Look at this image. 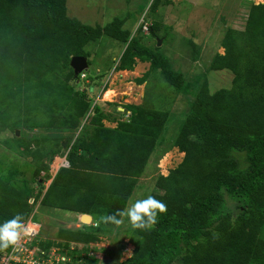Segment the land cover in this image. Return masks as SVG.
<instances>
[{"label":"trees","instance_id":"1","mask_svg":"<svg viewBox=\"0 0 264 264\" xmlns=\"http://www.w3.org/2000/svg\"><path fill=\"white\" fill-rule=\"evenodd\" d=\"M122 26L119 19L105 27L82 24L68 16L67 0H0V135L12 134L0 145L35 160L36 176L48 169L49 152L56 149V157L67 141L25 132L80 127L91 101L67 81L68 74L79 79L71 60L88 59L86 46L104 35L127 43ZM222 46L225 54L215 56L211 70H231L232 86L211 93L206 81L192 95L179 130L185 158L170 175L158 177L150 194L166 211L154 225L134 229L133 254L120 264H264V4L251 7L244 31L228 29ZM136 60L149 62L175 90H188L163 56L135 40L118 71H132ZM126 109L129 120L113 129L96 111L92 132L83 127L67 145L70 167L58 170L40 206L98 220L125 209L168 122L161 110ZM19 174L0 170V222L15 214L26 221L34 213L31 189ZM228 201L236 203L237 215ZM58 236L80 244L98 240L80 231ZM8 249H0V256Z\"/></svg>","mask_w":264,"mask_h":264},{"label":"rangeland","instance_id":"2","mask_svg":"<svg viewBox=\"0 0 264 264\" xmlns=\"http://www.w3.org/2000/svg\"><path fill=\"white\" fill-rule=\"evenodd\" d=\"M151 2L67 0L68 16L82 24L105 27L116 19L123 20L122 30L129 34V40L125 43L104 35L97 42L90 43L86 46L90 55V58H86L87 71L81 72L77 80L69 74L66 77L77 95H87L91 101L92 112L83 118L77 130L64 132L36 129L25 132L30 138L48 137L67 141L56 157H53L54 148L45 157L44 165L48 169H43L36 176L35 160L17 156L0 145V170L3 168L6 172L8 169L20 172L18 180L25 181L31 189L35 221L47 233H42L35 246L43 249L40 243L47 244V264H92V259L97 261L96 264H120L129 259L134 250L130 243L134 229L127 223L126 217L122 218L125 220L123 224L108 226L93 216L90 223H85L81 221V215L40 206L58 170L70 167L67 161L70 149L67 145L72 146L83 127V132H92L94 126L90 123L97 110L103 111L100 113L103 125L112 129L118 122L129 120L130 112L126 109L128 105L166 112V128L157 138L155 149L125 208L136 199L155 192L158 177L170 175L185 158L184 148L180 146L179 130L194 92L206 81L211 93L232 86L234 75L231 70H211L215 56L225 54L222 42L226 31H244L251 7L264 4V0ZM144 14L145 20L151 25L148 32L139 26ZM132 40L163 56L174 72L184 76L188 90H175L149 62L137 61L132 71H118L121 58ZM10 137L11 133L0 135L1 139ZM238 157L243 161L244 156ZM227 206L232 214L237 215L235 202L228 201ZM61 230L95 235L98 240L90 244L69 242L58 236Z\"/></svg>","mask_w":264,"mask_h":264},{"label":"clouds","instance_id":"3","mask_svg":"<svg viewBox=\"0 0 264 264\" xmlns=\"http://www.w3.org/2000/svg\"><path fill=\"white\" fill-rule=\"evenodd\" d=\"M165 211L166 205L163 201L156 199L152 195H148L145 198L136 199L125 209L119 210L115 214L101 216L99 220L105 224L119 226L125 222L122 218L126 217L127 223L133 229L142 230L154 225L157 222L158 214ZM28 234L29 230L21 214H15L10 219L3 220L0 222V249L11 247L15 250V246L21 237Z\"/></svg>","mask_w":264,"mask_h":264},{"label":"built area","instance_id":"4","mask_svg":"<svg viewBox=\"0 0 264 264\" xmlns=\"http://www.w3.org/2000/svg\"><path fill=\"white\" fill-rule=\"evenodd\" d=\"M139 26H141L144 32H148L150 29L151 25L145 20V14ZM82 74L81 77H83ZM61 165L63 166V164ZM29 203L33 205L34 199L31 198ZM35 214L36 212L34 211V213L24 221L29 230V234L21 237L15 246V250L10 247L8 250L1 253L0 264H47L49 262L46 251L35 246L37 240L43 233L42 226L34 219Z\"/></svg>","mask_w":264,"mask_h":264},{"label":"water","instance_id":"5","mask_svg":"<svg viewBox=\"0 0 264 264\" xmlns=\"http://www.w3.org/2000/svg\"><path fill=\"white\" fill-rule=\"evenodd\" d=\"M160 44V43H159ZM71 67L74 70L75 76H78L81 72L87 71L88 65H87V59L84 57H74L71 60ZM20 135V131H16V136ZM81 221L85 223H90L91 216L89 215H81ZM43 234H47L45 231H43Z\"/></svg>","mask_w":264,"mask_h":264},{"label":"crops","instance_id":"6","mask_svg":"<svg viewBox=\"0 0 264 264\" xmlns=\"http://www.w3.org/2000/svg\"><path fill=\"white\" fill-rule=\"evenodd\" d=\"M90 58V57H89ZM137 61H139V60H136V62ZM140 62V61H139ZM124 72H126V71H124ZM91 112H92V110L89 112V114H91ZM100 112H103L102 110L100 111ZM103 122H104V120H103ZM66 159V158H65Z\"/></svg>","mask_w":264,"mask_h":264},{"label":"bare ground","instance_id":"7","mask_svg":"<svg viewBox=\"0 0 264 264\" xmlns=\"http://www.w3.org/2000/svg\"><path fill=\"white\" fill-rule=\"evenodd\" d=\"M92 220V219H91Z\"/></svg>","mask_w":264,"mask_h":264}]
</instances>
